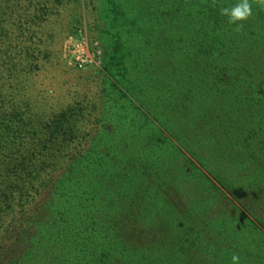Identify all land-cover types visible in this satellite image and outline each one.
Returning <instances> with one entry per match:
<instances>
[{"label":"trees","instance_id":"obj_1","mask_svg":"<svg viewBox=\"0 0 264 264\" xmlns=\"http://www.w3.org/2000/svg\"><path fill=\"white\" fill-rule=\"evenodd\" d=\"M236 2L160 0L158 134L140 140L144 131L127 137L107 125L104 138L71 158L65 172L34 186V214L21 207L17 222L26 230L23 220H32L35 233L15 264H207L204 251L211 247L223 251L218 264H233V256L237 264H264V225L253 222L261 224L239 195H232L235 210L220 229L209 221L211 188L228 189L232 168L243 166L251 152L259 160L250 183L264 181V148L245 147L264 137L256 110L263 69L253 55L264 49V0H249L252 14L239 25L221 15ZM153 126L147 120L142 128ZM167 150L176 154L173 165L190 157L192 173L186 166L169 170L170 161H160ZM2 199L10 210L9 198Z\"/></svg>","mask_w":264,"mask_h":264},{"label":"rangeland","instance_id":"obj_2","mask_svg":"<svg viewBox=\"0 0 264 264\" xmlns=\"http://www.w3.org/2000/svg\"><path fill=\"white\" fill-rule=\"evenodd\" d=\"M253 55L264 85V49ZM113 75L125 88L117 87ZM262 90L256 110L264 125ZM162 94L160 0H0V264H15L29 250L32 220H23L26 230L17 221L23 219L21 207L34 214L33 187L51 173L65 172L71 158L97 145L107 125L120 127L122 136L134 129L144 131L140 140L156 136ZM147 120L154 126L144 130ZM258 145L264 148V137L245 147L251 152ZM251 153L243 166L232 168L228 189L217 183L211 188L209 221L219 229L235 210L232 195L242 198L244 209L256 211L261 224L252 221L258 227L264 225L259 209L264 181L250 183L259 160ZM160 156L170 161L169 170L186 166L192 173L190 157L173 165V151ZM204 254L207 264H218L223 251L211 247Z\"/></svg>","mask_w":264,"mask_h":264},{"label":"clouds","instance_id":"obj_3","mask_svg":"<svg viewBox=\"0 0 264 264\" xmlns=\"http://www.w3.org/2000/svg\"><path fill=\"white\" fill-rule=\"evenodd\" d=\"M252 14V5L249 0H237V2L226 8L221 9V15L227 17L230 24L239 25ZM239 257L233 256V264H237Z\"/></svg>","mask_w":264,"mask_h":264}]
</instances>
